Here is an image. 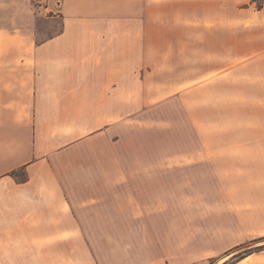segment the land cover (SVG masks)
<instances>
[{
    "label": "crops",
    "instance_id": "obj_1",
    "mask_svg": "<svg viewBox=\"0 0 264 264\" xmlns=\"http://www.w3.org/2000/svg\"><path fill=\"white\" fill-rule=\"evenodd\" d=\"M243 1L60 0L39 42L0 23V264H264L231 259L264 236V9Z\"/></svg>",
    "mask_w": 264,
    "mask_h": 264
},
{
    "label": "rangeland",
    "instance_id": "obj_2",
    "mask_svg": "<svg viewBox=\"0 0 264 264\" xmlns=\"http://www.w3.org/2000/svg\"><path fill=\"white\" fill-rule=\"evenodd\" d=\"M60 0H0V23L6 25L7 28L26 26L31 27L37 33V41L44 40L60 30V21L51 15L58 9ZM240 7L245 8L246 13L250 7L253 11L264 9V0H245L241 2ZM126 132H122V137ZM151 136L152 146L157 144V139ZM134 145L140 149V135L136 136ZM173 135H167L166 144L173 145ZM145 143V142H143ZM172 154V153H171ZM167 155H170L169 152ZM24 175V173H21ZM264 244V239L257 245ZM248 248L241 249L243 252ZM238 255V252L237 254Z\"/></svg>",
    "mask_w": 264,
    "mask_h": 264
},
{
    "label": "trees",
    "instance_id": "obj_3",
    "mask_svg": "<svg viewBox=\"0 0 264 264\" xmlns=\"http://www.w3.org/2000/svg\"><path fill=\"white\" fill-rule=\"evenodd\" d=\"M263 239H264V236L259 238V239H255V240L249 241L248 243H244V244L237 246V248H235L234 251H237L238 255H236L237 254V252H236L235 254H233L231 256L232 257L231 259L247 255V254L252 253L253 251H256L259 249H264V244L252 246L253 244L260 242ZM249 246H251V247H249ZM244 248H248V249L244 250L243 252H239L241 249H244ZM227 263H229V261L225 262V264H227Z\"/></svg>",
    "mask_w": 264,
    "mask_h": 264
}]
</instances>
